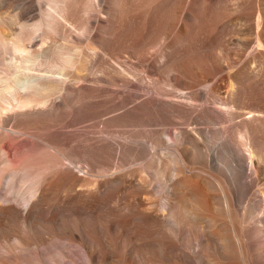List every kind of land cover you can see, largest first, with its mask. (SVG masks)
Returning <instances> with one entry per match:
<instances>
[{"label":"bare ground","instance_id":"bare-ground-1","mask_svg":"<svg viewBox=\"0 0 264 264\" xmlns=\"http://www.w3.org/2000/svg\"><path fill=\"white\" fill-rule=\"evenodd\" d=\"M53 1L0 11V264H264V0Z\"/></svg>","mask_w":264,"mask_h":264},{"label":"rangeland","instance_id":"rangeland-1","mask_svg":"<svg viewBox=\"0 0 264 264\" xmlns=\"http://www.w3.org/2000/svg\"><path fill=\"white\" fill-rule=\"evenodd\" d=\"M27 1L30 2V0H0V11L6 23L5 32L6 31L7 32L16 31L17 28L20 27V23L23 21L26 22L27 24H31L33 21L37 19V17L46 16L49 12H53V11L55 12L54 6L56 5V2L53 0H33V3H27ZM20 10L21 12L23 11L27 16H33L34 19L32 20V19L23 18L21 19L22 21L20 19H17L15 16ZM16 19L19 21L17 22ZM52 41L54 42V44H59L61 42V39L56 36ZM3 43H6V42H3ZM3 43L2 41H0V45H1L0 46V69L6 65L7 67H10L13 63L14 55H15V51L11 47L10 43L7 42L6 43L7 45L6 44L3 45ZM36 68H46V66L40 65L39 67L36 66ZM132 89H135V88H132ZM52 245L54 247V244ZM74 246H76L75 243L69 242L68 240L67 242H65V244H61V248H63L64 250L65 248H69V250H65V251L68 252L72 258L71 257H67V258H71V260H76L78 264V262H81L83 259H82L81 252L78 246L77 248H75ZM71 252H75L76 256L75 255L73 256ZM79 258H81V260H79ZM64 263L65 262L60 261V264H64Z\"/></svg>","mask_w":264,"mask_h":264}]
</instances>
